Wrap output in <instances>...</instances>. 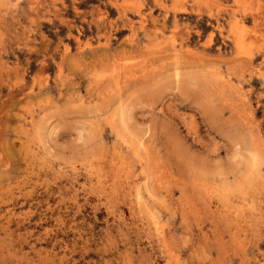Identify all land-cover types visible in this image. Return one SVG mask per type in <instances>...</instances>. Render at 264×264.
Masks as SVG:
<instances>
[{
  "label": "rangeland",
  "instance_id": "374dc122",
  "mask_svg": "<svg viewBox=\"0 0 264 264\" xmlns=\"http://www.w3.org/2000/svg\"><path fill=\"white\" fill-rule=\"evenodd\" d=\"M0 264H264V0H0Z\"/></svg>",
  "mask_w": 264,
  "mask_h": 264
},
{
  "label": "bare ground",
  "instance_id": "6f19581e",
  "mask_svg": "<svg viewBox=\"0 0 264 264\" xmlns=\"http://www.w3.org/2000/svg\"><path fill=\"white\" fill-rule=\"evenodd\" d=\"M248 64V63H247Z\"/></svg>",
  "mask_w": 264,
  "mask_h": 264
}]
</instances>
